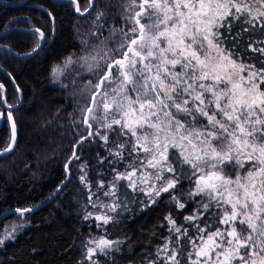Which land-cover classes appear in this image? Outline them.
Returning <instances> with one entry per match:
<instances>
[{
  "label": "snow or ice",
  "instance_id": "obj_1",
  "mask_svg": "<svg viewBox=\"0 0 264 264\" xmlns=\"http://www.w3.org/2000/svg\"><path fill=\"white\" fill-rule=\"evenodd\" d=\"M253 2L259 8L253 10ZM125 11L130 29L110 30V38L119 35L115 48L76 59L70 55L63 66L52 70L58 79L70 65L80 63L96 79L85 86L88 95L77 121L87 135H80L75 144L83 149L86 142L98 139L116 162L124 160L125 153L130 159L123 172L113 168V179L104 192L112 202L101 207L116 212L124 204L119 182L125 181V189L144 193L150 203H156L161 193H170L175 207L183 210L185 203L174 192L181 180H188L194 187L186 198L194 201L202 196L207 202L184 220L198 221L209 213L217 227L195 224L193 238L169 213L164 219L170 235L148 264H181V260L184 264H264V68L237 63L232 51L221 47L220 37L221 27L230 29L231 21L241 17L264 26V0H129ZM142 19L150 23H141ZM31 31L44 38L40 29ZM39 47L38 40L33 51ZM253 50L264 53V48ZM3 88L0 84V91ZM0 102L7 106L0 118L10 131L7 146L0 149L3 156L17 144V124L14 106L2 96ZM109 133L116 139L110 142ZM73 159L80 157L74 152ZM103 159L107 157H98V162ZM86 167L80 165L81 170ZM228 169L234 171V178ZM79 179L87 186L86 173ZM97 187L102 190L103 182L98 181ZM16 211L23 215L31 209ZM91 216L87 213L85 219ZM95 218L104 225L113 221L107 213ZM237 223L245 231L238 232ZM15 231V226L5 229L0 245L14 238ZM181 236L189 251L181 245ZM120 243L104 236L92 238L85 245V258L99 264L93 257L107 256L114 247L119 250Z\"/></svg>",
  "mask_w": 264,
  "mask_h": 264
},
{
  "label": "trees",
  "instance_id": "obj_2",
  "mask_svg": "<svg viewBox=\"0 0 264 264\" xmlns=\"http://www.w3.org/2000/svg\"><path fill=\"white\" fill-rule=\"evenodd\" d=\"M3 1L0 2V84L4 88L0 96L4 91L7 104L14 106L11 111L17 124V144L13 151L0 156V229L7 220L15 218L16 209H31L25 215L32 225L0 247V264H91L85 258V245L88 236L95 232L107 238L123 239L119 250L100 257L101 264H141L167 233L164 217L171 213L178 222H183V210L191 211L192 202L183 210L176 209L168 202L171 194L161 193L156 203L142 206L139 193L125 189V181H120L124 204L116 212L101 207L112 202L104 192L113 179V168L123 172L130 159L125 153V159L116 162L98 139L86 142L83 149L77 146L74 151L80 159H73L75 142L80 135L87 134L85 126L77 123L82 98L73 97L67 88L51 84L49 74L55 63L78 51L81 38L92 33L91 25L97 21L98 14H103L100 21L104 26L125 22L129 0H92L93 6L81 15L76 13L71 1ZM76 2L84 11L90 0ZM36 28L45 35L39 49L31 53L37 41L41 42L31 31ZM220 37L225 49L240 61L257 69L264 68V53L253 50L264 48L261 21L249 24L244 17L233 20L230 29L220 28ZM7 110L0 102V111ZM9 135V124L0 118V149L7 146ZM110 138L116 139L112 134ZM108 147L113 145L109 143ZM171 152L169 149L170 158ZM98 157L107 159L99 163ZM69 160L72 162L68 163ZM80 162L87 164L84 168L87 186L79 179ZM229 172L234 176L232 169ZM98 181L104 184L99 191ZM192 185L181 180L175 193L185 192ZM100 208L113 217L112 222L104 225L92 218L85 219L89 210ZM200 221L203 225L213 223L205 217ZM216 227L213 223L212 228ZM224 227L220 225L221 230ZM236 228L238 232L245 231L239 223ZM180 241L185 251H189L185 238Z\"/></svg>",
  "mask_w": 264,
  "mask_h": 264
},
{
  "label": "rangeland",
  "instance_id": "obj_3",
  "mask_svg": "<svg viewBox=\"0 0 264 264\" xmlns=\"http://www.w3.org/2000/svg\"><path fill=\"white\" fill-rule=\"evenodd\" d=\"M137 2H139V0ZM253 5H254L253 6L254 10L256 8H259V5L255 4L254 2H253ZM136 10H138V9H136ZM141 23L148 24V23H150V21L142 19ZM91 28H92V30H91V32H92L91 34L92 35L91 34L90 35L89 34H85L83 36V38H81L83 40L80 43V48L78 49V51H76V53L70 54L71 56H73V59H76V57L88 55L90 53L93 54V55H95L97 53L103 54L104 51H107L108 49L115 48L116 41L119 38V35L117 33L115 36L110 38V30L115 28V29H123L124 31H128L130 29V25L127 24L126 22H121V23H119V25L111 24V25H108V26H104L100 20H97V21H93L92 22ZM221 47H223L225 49V47L223 45H221ZM70 55H67L65 58H67ZM65 58L62 59L61 61L55 63L54 66L52 67V69H51V71L49 73L50 74V82L53 85H58V86L67 88L70 91V93H71V95L73 97H78V99L82 98V101H80V107L78 108V112H79V109L85 104L86 96L88 95V90H87V88L85 86L88 85L89 81H91L92 84H95L96 83V79L94 78L93 74L87 70L86 66H81L80 63H75V64L70 65L67 69H65L63 74L59 75L58 79L55 78L53 76V74H52V70L57 65L63 66ZM232 59L236 60L237 63H243V64L251 65V64H249L247 62L240 61L234 54L232 55ZM257 70H259V69H257ZM244 75L247 76V72H245ZM113 76H115V72H113ZM112 87H115V85H112ZM261 87H262V89H264V85H261ZM78 115L80 116V112L78 113ZM98 115H99V113H98ZM93 129H95V125H93ZM101 132L103 134L104 130L101 129ZM110 134L111 133H109V141H111ZM81 164H82V162H80V164L78 165L80 176L85 174L84 173V169L81 170V168H80ZM227 171H228V173H230L229 169ZM233 178H234V176H233ZM192 187H194V185H192ZM133 192L137 193V194L139 193V197L143 201V205L142 206H144L146 204L149 205L150 202L146 199V196H145L144 193H141L139 191H133ZM187 192H188V190L185 191V192H182V193H175L174 192V194L176 196L180 197L181 202L185 203V208L188 207V202H192L193 207H192L191 211H188V212L185 211L184 212V210H183V213H182L183 214V222H178L177 219L174 217V215H172V217L175 219L177 226H181L182 225L183 228H187L188 235H193L194 238H195L196 229H195L194 225L195 224H199L201 227H204L205 225L201 224L200 220L203 217H205V218L210 220L209 213H203L201 215L200 220H198V221L186 222L184 220V217L187 216V215H192L193 212L197 209L198 205L200 203H202V202L206 203L207 200L205 198H203L202 196L201 197H197L194 201L193 200H188L186 198V193ZM168 202L170 204H172L174 208H176L175 204L171 201V196L168 198ZM212 210L215 211L217 209H212ZM88 213H92V216L90 217V219L92 218L96 222H101L102 223V221L96 220L95 217L97 215H101V214L106 213V212L102 211V208H100V209L89 210ZM210 224H213V223L211 222ZM30 225H32V222H31V220L28 219V217H26L25 213L23 215L18 213L15 216V218L7 220V222L5 223L3 228L0 229V238H4V236L6 235L5 229H7L8 231H11V229L15 226L16 227V231L12 233L13 237L15 238L18 233H20L21 231L27 229V227H29ZM166 225H167V233L165 234V236H163L164 238L162 240V243L157 245L155 247L154 251L150 255H148L144 259L145 261L141 262V264H148L149 261L155 260L157 247L158 246H162L165 243V238L169 237V235H170V233H169V225H168L167 222H166ZM183 228H182V230H183ZM212 230H214V229L212 228ZM101 236H104V235H102L101 233H96L95 232V233L90 234L88 236L87 240L89 241L92 238H98V237H101ZM14 238L5 239L4 243H5V241L12 240ZM183 238L184 237L181 236L180 240L183 239ZM107 239L113 240V241L119 240V241H121V243L123 241V239L121 237H113V238H107ZM172 239L173 240L176 239V235L175 234H172ZM4 243L2 245H0V247L3 246ZM121 243L117 247H119L121 245ZM88 246H91V245H88ZM170 247H171V245H170ZM188 247L190 248L189 245H188ZM114 249H116V247H114L113 249L108 250V255ZM101 256H105V255L97 253L93 257V259L94 260H98L99 264H101V262H100V257ZM107 256H105V257H107ZM129 264H131V263H129Z\"/></svg>",
  "mask_w": 264,
  "mask_h": 264
},
{
  "label": "water",
  "instance_id": "obj_4",
  "mask_svg": "<svg viewBox=\"0 0 264 264\" xmlns=\"http://www.w3.org/2000/svg\"><path fill=\"white\" fill-rule=\"evenodd\" d=\"M62 1H71V2H74V6H75V11H76V8H77V6H79L78 5V3L76 2V0H59V1H57V2H62ZM0 2H2V3H5L3 0H0ZM89 6L87 7V8H85V10L84 11H79V12H77L76 11V13L77 14H79V15H81V14H85V12H87L93 5H92V0H90V2H89V4H88ZM79 9H80V7H79ZM41 42H40V45H41V43H42V40H40ZM33 52V49L31 50V53ZM14 53V52H13ZM30 53V54H31ZM23 57H25L24 55H22ZM0 68L2 69V67L0 66ZM2 97H4V91H3V95H2ZM4 104V103H3ZM5 105V104H4ZM6 106V105H5ZM7 107V106H6ZM87 135V134H86ZM6 147V146H5ZM4 147V148H5ZM77 147V145L75 144L74 145V148H73V151L75 150V148ZM1 149H3V148H1ZM75 152V151H74Z\"/></svg>",
  "mask_w": 264,
  "mask_h": 264
}]
</instances>
